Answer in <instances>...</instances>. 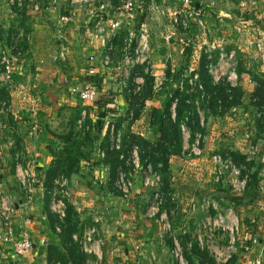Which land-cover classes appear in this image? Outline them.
<instances>
[{
  "label": "crops",
  "instance_id": "crops-1",
  "mask_svg": "<svg viewBox=\"0 0 264 264\" xmlns=\"http://www.w3.org/2000/svg\"><path fill=\"white\" fill-rule=\"evenodd\" d=\"M153 1L146 0L135 11L118 15L111 7L110 0H56V2L25 0L27 7H16L13 5L16 0H0V45L5 43L3 42L5 32L7 37L5 39L8 41L6 48L23 45L14 68L13 78L9 82L0 80V145H3L7 160L12 161L11 163L0 161V178L6 177V189L22 204L15 212L12 228L14 236L20 237L24 231H27L35 243L34 249L23 255H15L9 245H1L0 264H58L59 262H50L48 256L50 251L54 247L66 249L61 233V223L64 222L66 215L62 219L51 211L48 181V173L54 163L55 154L64 145L62 109L65 106L72 110L74 108L78 111L86 110L87 127L97 133L100 138L95 137L97 141H102L107 136L106 131L110 121L116 123L124 139L126 134H123L122 125L127 120L154 127L150 136H146L145 131H130L131 134L150 140L157 138L153 110L156 108L163 110L165 101L171 97L177 87L170 85L171 82L164 88L155 83L151 85V89L146 83L136 86L135 77L140 76L143 81L145 80L144 66L136 65L123 71L118 67L124 40L132 32L135 23L137 26L144 22L149 4ZM103 2L108 4L107 9L100 13L98 6ZM114 2L115 0L112 4ZM36 3L39 4L38 9L34 8ZM202 6L204 10L198 29L202 28L199 32H202L201 38L204 44H212L220 48L221 51L216 49L213 52L216 63L223 55L220 53L224 49L229 53L234 50L236 54V67L233 66L236 79L232 80L231 85L240 86L242 93L235 103L231 102L230 106V135L234 138V144L222 146L225 149H220V153L243 154L249 163L254 162L240 167L230 158L241 172L250 173V177L254 171H257L260 177L259 195L255 198L244 195L240 203L247 205L260 199L264 189V0H202ZM63 16H68V19H62ZM117 16L121 26L115 35H112L111 22ZM100 26L105 28V32H100ZM191 35H187V39L174 38L172 41L163 42L168 46L167 56L172 57V60L180 58L181 62L186 60L188 66V59L191 58L188 47ZM110 44H113L114 51L109 63H104ZM177 47L180 52L176 51ZM178 53L180 57L177 56ZM209 56L211 54H207L206 50L201 55L199 53L197 57H201V60L198 66L201 67L204 58L208 65ZM172 60L166 62L162 74L165 76L167 72V77L176 78L181 71L175 74L171 72L173 66L169 64L174 63ZM155 61L153 60L155 66H162L161 62L156 64L161 59L156 63ZM90 68L95 69V75H89ZM151 77L154 79V75ZM90 82L95 83L97 87L96 100L92 102L80 100L78 103L73 89L84 87ZM146 91L154 95L162 93L165 99L157 100L152 105L144 103ZM132 95L142 99L140 107L135 112H133L134 102L131 101ZM223 114L214 115L222 118ZM171 116H175L174 102L171 105ZM74 122L75 120H72L66 130H70ZM33 125L39 128L36 143L30 138ZM185 127L183 125L182 153L170 156L169 181L167 187L165 183L161 185L162 191L172 190L173 186H178L177 182L173 181L172 169L185 149ZM152 134L154 138H151ZM188 135L191 138L189 129ZM217 139L221 140V136L217 135ZM189 142L193 143L191 139ZM124 147L126 148L127 145ZM254 147L257 148L256 152H252ZM95 150L88 152L85 150V158L80 159L78 172L68 176L72 193L74 192L69 203L74 208L75 220L79 225L84 219L86 220L81 237L77 232H74L72 237L74 241H78L80 249L89 255L88 249L92 243L86 240V234L89 227L95 226L98 234L93 238L102 237L103 245L107 244L108 248L103 245L102 247L118 254L122 250L123 253L126 249L124 243H129L131 240L127 234L126 222L134 224V228L140 231V236L142 229L148 224L143 223L141 217H145L148 213L146 209L152 204V189L141 183L143 180L139 170L138 179H140L137 180L135 189L136 207L135 205L127 207L126 202L115 198H119L117 194L114 196L111 193L114 183L109 176L113 171L110 161L100 157ZM18 155L25 156L27 164L39 173L38 183L42 195L32 211L26 204L28 201L24 198L19 183L16 181L15 185L10 184L11 176L14 177L13 163ZM252 157L255 158L254 161L251 160ZM258 157H261L262 161L255 167ZM87 173L96 177H91L90 182L85 181L82 177L88 175ZM99 174L100 179H98ZM92 187L102 189L103 191H99L101 195H98L97 191L90 190ZM240 204H235L234 208L237 210L239 220H242L241 209H237ZM175 208L176 206L172 209L168 207L171 209L169 210L171 215ZM181 216L183 219L184 214L182 213ZM248 218L249 228L250 225L258 227L259 224L255 223L257 217ZM248 230L246 238L240 244L237 241L239 250L243 247L247 248L256 240L259 241L257 237L260 238V243L264 240L263 234L261 237L258 234L256 236L252 228ZM170 238L173 240L172 236ZM102 247L100 253L103 252ZM135 247L140 249V245ZM125 261L129 262L126 259Z\"/></svg>",
  "mask_w": 264,
  "mask_h": 264
},
{
  "label": "rangeland",
  "instance_id": "rangeland-1",
  "mask_svg": "<svg viewBox=\"0 0 264 264\" xmlns=\"http://www.w3.org/2000/svg\"><path fill=\"white\" fill-rule=\"evenodd\" d=\"M113 1L114 0H110V3ZM16 2L18 3L17 0ZM16 2L15 4H13L16 7H27V5L25 6V0H21V4L18 3L19 5ZM154 3L155 4L152 12L147 13L146 18L142 23L145 24L148 29V32L146 33L149 49L148 53H146L145 55L150 56L149 69L148 72L145 73V76H143L145 80L142 82H136L135 84L136 86L145 84L147 81L146 76L149 77L154 75V79L153 81H151L152 84L155 83L164 88L169 82H171L170 85L174 87L181 86L182 84L187 82L191 86V90L196 91V82L198 78L194 76V74H196L197 70H199L198 63L201 60V57L198 58L197 56L199 55V53L201 55L206 50L207 54L210 53L212 60H214L215 55L213 54V52H215L216 49H219V51L221 50L219 47H214V45L212 44L203 43L201 38L202 32H199L202 31V28L198 29L200 25V18L196 21H194L193 19L188 20V25H176L175 23L173 24V18L179 15L178 10L182 11V8L185 9V7H182V3L179 0H154ZM134 25L135 27L133 26L132 32L134 33V35H136L141 24H138L136 26L135 23ZM5 34L3 40V42L5 43H2V45H0V49L4 47L6 48L8 45V41L7 39H5ZM189 34L193 35L190 36L191 41L188 46L190 47L189 53H191V58L188 59L189 65L186 66V60L181 62L182 59L180 58H173L174 60H172V57L169 58L167 56L168 46L163 42H166L167 40L172 41L174 38L175 40H181V38L187 39L186 37ZM22 46L23 45L21 44L20 47L19 45H17L20 52ZM209 46L210 49H208ZM176 51L180 52V49H178L177 47ZM232 51H230V53ZM230 53L225 49L222 50V52L220 53L223 54L221 55L223 57L221 58L220 56L219 66L221 69L218 72H225L224 77L228 84L231 83V80H229L228 77V75L230 74V70L236 67L235 51L233 56H231ZM177 56L180 57L181 55L178 53ZM154 57L156 58L154 59ZM167 58H169V60H167ZM160 59L161 61H159ZM153 60L159 61L157 63L155 61L156 64H160L161 62L162 66H155V64H153ZM171 60L174 62L169 64L170 66H173V70L171 72L175 74L176 72L181 71L180 75L176 78L174 76L167 77V72L165 76L164 74H162L165 71L166 62ZM183 68L185 69L183 70ZM0 69H2L1 64ZM145 95L146 101L144 103H148L150 105L155 104L157 100L165 99V96L162 93H155L154 95V93L150 94V92L146 91ZM74 96L77 97V102L80 103L81 98L75 94ZM131 101L134 102L133 112H135L140 107L142 99L132 95ZM223 102L221 101V106L218 107L219 113H224L222 115V118L217 117V115L214 114H209L212 113V110H207L206 113L204 111H201L202 125L205 127V131L196 132V138L199 141L197 147L195 143L189 142L191 138L188 135V129H186L185 127V149L183 154L179 156L178 161H175L174 169H172L173 181L177 182L178 184V186H171L172 191L176 193L177 196L176 208L174 210V213L171 215V212L169 210H171L172 208H167L169 207L168 203L165 206L160 205L159 210L161 211L156 213V202H152V204H150L146 209L148 213L145 214V217H141L143 219L142 221H144L143 223H148L145 225V228L142 229L143 232L141 236L139 235L140 231L137 228H134V224L126 222L128 224V226L126 224V229L128 231L127 234L129 235V237H131V240H129V243H124L123 241V243L125 244L124 247L126 248L125 250H123V253L122 250L119 252V254L113 251H107L105 248L107 247V244H105L103 245L105 247H102L103 252H101L100 254L96 255L89 253L87 257L82 255V259L80 262L81 264H189L187 260V255H189L190 253L186 255L180 244L175 247V245L171 246L168 243L170 236H175L178 242H180L179 236L183 233L190 236V243L192 240H197L200 247L206 249L208 251L207 253H209V255H206L202 258H200L194 253L190 254V257L194 261V264H213V262H215L216 264H264V240L260 243L259 237H257L259 241L255 239L256 241L250 244V246H247V248L243 247L242 250H239V248L237 247V251L235 253H230L231 257H229L226 262H223V257L229 254V250L227 249L230 238L229 228L231 227L233 221L230 218L224 220L221 225L223 224L226 227L225 229L218 225L216 227H213L212 229L209 228V222L213 223L214 218L217 217L218 210L221 211L222 209L231 207L237 214V210L236 208H234L235 204L234 200L232 199V196L234 194L241 195V193H243L235 192L232 188V185L227 181L226 177H221L219 180H216L217 173L215 171V167H217V164L213 161L212 156L216 153L222 154L220 153V149H225L222 148V146L234 144V138H232V136L230 135V108H226L225 106H223ZM79 106L81 107V104H79ZM62 110L64 115V119L62 122L64 131L63 135H67L70 132V130L66 129L69 128V126L71 125L70 122L72 120H75V131L73 130L72 137L75 138L74 140H76L78 144H80V146H83L87 152L88 150H97L103 147L101 145L102 141H97V138L95 139V137H98L97 133L95 131L93 132L92 130H90V127H87V118H85L82 122H78V120L82 118L80 111L75 110V108L73 110L70 108H66V106ZM122 129L124 130V135L130 133V131H145V135L150 136L151 131L154 129V127L150 125L148 126L136 124L127 120L125 121V124L122 125ZM68 135L70 136V134ZM217 135L221 136V140L217 139ZM151 138H154L153 134ZM193 148H197V153L193 151ZM222 156L224 155L222 154ZM18 158L21 159L25 164L28 163L27 158L25 156L21 155ZM224 158L228 159L229 156H226ZM253 158L254 157L251 158L252 161L255 160V158L254 160ZM256 159V163L254 164L255 167L259 165V163H261L262 161L261 157H258ZM10 160L11 159L7 161L11 163L12 161ZM244 165L238 166L242 167ZM124 170L131 171L134 174V185L131 191L130 201L127 202L122 198L120 191L115 185L116 177L119 173L118 169L114 177L111 173L109 174L114 183L111 193L112 195L117 194L120 199L118 197L115 198L119 201L121 200L124 203L126 202L125 204L127 207H134V205L137 203L135 189L137 185V180L140 179H138V174H140V172L138 173V171L135 170L133 166H127ZM62 174L65 177L67 176L64 173H60L57 176ZM87 174L89 176L83 175L82 177L85 181L90 182L91 177H96L92 176V174ZM227 174L228 173H226L225 175ZM241 174L245 175L250 173L241 172ZM14 177L11 176L10 184H16L17 179L16 177ZM98 177V179H100L101 175L99 174ZM3 178L6 182V186V177L4 176L2 177V179ZM141 180L143 179L141 178ZM141 183H143V181H141ZM97 188L98 187H92V189L90 190H92L93 192L97 191L98 195H101L99 191L103 190ZM35 190L36 192L34 194L33 201L26 203L27 206L31 207V211L36 205L37 201L41 198L40 196L42 195V192H40L39 190V183L37 184ZM69 200L70 199L66 200L67 205L69 203ZM170 205L172 204L170 203ZM193 205H195V208H193ZM238 208L241 209L242 220H239V232L236 236V241H239L240 244V242L246 238L245 236H247L248 234V229L251 228L254 230L256 236L257 234L260 237L262 236V234L264 235V189H262L260 199H257L250 204L248 203L247 205L240 204L237 209ZM163 210L167 211L172 228L171 234L168 232H163L162 223L159 219V215ZM182 213L184 214L183 219L181 216ZM249 216L257 217V221L255 223L259 224L258 227H256V225H250L249 228ZM85 225L86 220L84 219L81 226ZM1 245L3 244H0V246ZM136 245H140V249L135 247ZM222 246H224L225 249H221L220 251V247ZM176 252H178L177 254L183 256L182 263L180 262L179 256H176ZM72 258L73 256H70L71 260ZM125 259L129 260V262L125 261Z\"/></svg>",
  "mask_w": 264,
  "mask_h": 264
},
{
  "label": "built area",
  "instance_id": "built-area-1",
  "mask_svg": "<svg viewBox=\"0 0 264 264\" xmlns=\"http://www.w3.org/2000/svg\"><path fill=\"white\" fill-rule=\"evenodd\" d=\"M19 4H21V0H17ZM146 0H115L111 7L115 11L116 14L122 15L127 12L135 11L138 6L144 3ZM182 3L181 10H178L177 16L173 18V24L176 25H188L187 21L190 19L199 20V18L203 15V6L202 0H179ZM56 2V0H54ZM154 1L149 4L148 13L152 12L154 7ZM107 5L105 2L101 3L98 6V11L103 13L107 9ZM180 7V6H178ZM35 9L39 8V4L36 3L34 5ZM62 19L67 20L68 16H63ZM121 26V22L118 19V16L115 20L111 22V33L115 35L118 29ZM101 33L105 32V28L103 26L99 27ZM148 29L145 24H141L140 28L137 31V34L134 35L131 32L127 38L124 40L121 46V61L119 63V68L123 71L125 69L135 67L136 65H143L145 72H148L149 64H150V56L145 55L148 53L149 44L147 43V33ZM16 46V45H15ZM17 47L0 49V64L2 65V69H0V80L2 82H9L12 78L14 68L18 63L19 50ZM114 51L113 44H110L108 47V53L105 56L104 63H109V59L111 54ZM231 56L234 55V51L230 53ZM223 56H221L222 58ZM210 61L208 62V70L213 77L215 82H219L221 78L225 76V72L219 70L221 69L219 66L220 60L216 63L209 56ZM89 75H95V69H89ZM196 76V75H194ZM197 77V76H196ZM229 80L236 79L235 68L230 70V74L228 75ZM137 82H142V77H135ZM231 84V83H230ZM97 87L95 83L90 82L87 83L84 87L74 88L73 93L77 94L81 100L85 102H92L96 100L97 97ZM82 118L79 120L82 122L86 118V110L82 111ZM39 128L37 125H33L31 128V140L36 143V139L38 137ZM106 135H108V143L109 149L115 150L116 152H121L123 149V137L120 129L116 126V123L110 121L107 126ZM202 135V134H201ZM196 147L199 144L197 138H195L194 142ZM194 145V146H195ZM197 148H193V151L197 153ZM97 154L104 158L106 156V149L99 148L96 150ZM257 148L254 147L252 152H256ZM190 154V153H189ZM120 158L125 160V167L122 165H118L117 168L119 173L117 174L115 185L117 189L120 191L122 198L125 201H130L131 199V191L133 189L134 174L131 171H125L124 169L127 166H133L135 170L141 171L143 184L146 187H150L152 189V202H156L157 211L160 212V205H163V202L170 198L171 200L176 201V193L168 192L167 194L161 190L162 176L161 174L151 166L150 162H146L145 165H141L139 148L137 145L133 146L126 156V153L121 152ZM213 161L217 164L215 167V171L217 173L216 180H219L221 177H226L227 181L232 185V188L235 192L240 193L243 192L246 188V185L250 179L249 174L242 175L241 170L233 164L231 159H227L222 157L220 154H215L212 156ZM0 161H7V157H5V152L3 149V145H0ZM14 171L15 177L19 183L20 190L22 191L24 198L28 202H32L34 199V194L36 192L35 188L39 182V173H37L34 169L31 168L29 164H25L21 159L17 158L14 161ZM228 173L227 175H225ZM5 180L0 179V244L9 245L15 255H23L34 249L35 243L29 236L27 231H24L20 237H15L13 233V221L15 212L21 207V203L18 199L10 193L5 186ZM72 195V189L70 186L69 177H65L63 174L56 176L53 180V187L51 189L50 194V209L52 212L57 213L62 219L65 217L67 209L66 200L70 199ZM205 201V200H204ZM205 203V202H204ZM195 208V205H193ZM218 210V209H217ZM155 214V213H154ZM159 219L162 223V229L164 233H172L171 223L166 210H163ZM232 219L233 223L230 229V238L229 245L227 249L229 250V254L223 257V262H226L229 257H231L230 253H235L237 251V239L236 236L239 232V219L234 209L229 207L226 209L218 210L217 217L214 218L213 223L209 222L210 229L216 227L217 225L225 229L226 227L221 223H223L226 219ZM28 221V219H27ZM210 221V220H209ZM185 232V230H184ZM98 234L97 228L95 226L89 227L86 240L91 242L92 245L89 247L88 252L99 254L100 248L104 244V239L102 237H97L94 239L93 237ZM174 240L175 247L180 244L175 236H172ZM224 250L225 247H220V251ZM179 256L180 262L182 263L183 256L177 254ZM220 253V252H219ZM59 264V263H58Z\"/></svg>",
  "mask_w": 264,
  "mask_h": 264
},
{
  "label": "trees",
  "instance_id": "trees-1",
  "mask_svg": "<svg viewBox=\"0 0 264 264\" xmlns=\"http://www.w3.org/2000/svg\"><path fill=\"white\" fill-rule=\"evenodd\" d=\"M213 61L216 62L217 60L214 59ZM196 76L198 78L196 82V91L191 90V86L186 82L174 89L171 97H169V99L165 101L163 110L160 111V109L157 108L153 110L157 132V138L155 140L145 139L131 133L126 134L125 138L123 139V149L121 152L126 153L127 156L131 148L137 145L140 149L139 155L142 165H145L146 162H150L151 166H153V168L161 174L162 182L165 183V187H167L168 185L170 175L169 158L172 154H181L183 150V125L190 130L191 140L192 142H194L196 138V132L205 131V127L202 125L201 111H204L206 113L207 110H212V113L209 114L219 113L218 107L221 106V101H225L223 102V106H225L226 108H230L231 102L235 103L238 98H240V95L242 93L240 86L232 87L231 84L227 83L225 77L221 78L218 83L214 82L213 77L208 71L207 60H205V58L202 60V65L201 67H199ZM146 79V85L149 89H151V81H153V77L146 76ZM172 102L175 103L174 117L171 116ZM73 130L75 131V123L70 128V132L68 133L70 134V136L68 134L62 135V139H64V145L59 149V151L56 152L54 163L51 166L50 173H48V181L50 182L49 199L54 178L60 173H64L65 175L70 176L71 174L78 172L79 161L81 158H85L86 151L84 147L80 146V144H78V142L74 140L75 138L72 137ZM108 142L109 141L107 135L102 140L101 145L103 147L101 148L106 149V156L104 157V159L110 161V166L113 167V171L111 172V174L114 177L117 173V168L119 167L118 165L124 166L125 160L120 158L121 152H116L115 150L109 149ZM124 145H127L128 148H125ZM222 154L224 155V157L229 156V158H231L236 164L240 166L244 164L248 165L254 163H249L245 159V156L243 154L235 152ZM13 172L15 174L14 168ZM259 179L260 177L258 176V172L254 171L250 175V179L247 183L244 193L239 197L236 195L232 196V199L235 201L236 205L241 203L244 195H251V198H255L259 195ZM163 191L165 194H167L168 192H173L172 190ZM167 203L169 204L170 208L176 206V201L171 200L170 198H167L161 206H165ZM170 203L172 205H170ZM83 228L84 226L79 225L75 220L74 208L70 203H68L66 217L64 219V222L61 223L62 239L66 244V249L61 250L57 247H54L48 255L50 262H60V264H81L80 262L82 259V255L87 257L88 254L84 253L80 249L78 241H74L72 235L74 232H77L80 236L83 232ZM179 237V243L186 255L189 253H194L200 258L209 255L206 249L200 247L197 240H192L190 243L189 235L183 233ZM173 242L174 240L169 238L168 243L171 246L174 245ZM69 254L71 257L73 256L72 260L70 259ZM190 254L187 255L188 263L194 264V261L191 259ZM213 264L216 263L213 262Z\"/></svg>",
  "mask_w": 264,
  "mask_h": 264
}]
</instances>
